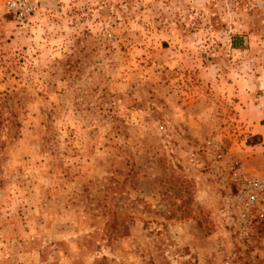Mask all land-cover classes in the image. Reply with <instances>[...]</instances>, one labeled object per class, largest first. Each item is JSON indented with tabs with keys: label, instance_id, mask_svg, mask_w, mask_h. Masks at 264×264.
<instances>
[{
	"label": "rangeland",
	"instance_id": "374dc122",
	"mask_svg": "<svg viewBox=\"0 0 264 264\" xmlns=\"http://www.w3.org/2000/svg\"><path fill=\"white\" fill-rule=\"evenodd\" d=\"M0 124V264H264V0H0Z\"/></svg>",
	"mask_w": 264,
	"mask_h": 264
},
{
	"label": "built area",
	"instance_id": "2783aa9c",
	"mask_svg": "<svg viewBox=\"0 0 264 264\" xmlns=\"http://www.w3.org/2000/svg\"><path fill=\"white\" fill-rule=\"evenodd\" d=\"M234 205H237L234 213L241 217L244 226L250 225L254 216L253 212H258L264 207V177L245 178L242 187L234 196Z\"/></svg>",
	"mask_w": 264,
	"mask_h": 264
},
{
	"label": "trees",
	"instance_id": "16d2710c",
	"mask_svg": "<svg viewBox=\"0 0 264 264\" xmlns=\"http://www.w3.org/2000/svg\"><path fill=\"white\" fill-rule=\"evenodd\" d=\"M238 39H241L240 37H233V43L231 44V47L233 48V49H237L238 48V45H239V43L237 44L236 43V41L238 40ZM241 42V41H240ZM1 125V124H0Z\"/></svg>",
	"mask_w": 264,
	"mask_h": 264
}]
</instances>
